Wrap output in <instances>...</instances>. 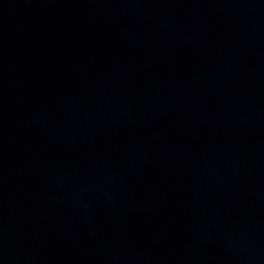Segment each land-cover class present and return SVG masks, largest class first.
Returning <instances> with one entry per match:
<instances>
[{
	"label": "water",
	"instance_id": "1",
	"mask_svg": "<svg viewBox=\"0 0 264 264\" xmlns=\"http://www.w3.org/2000/svg\"><path fill=\"white\" fill-rule=\"evenodd\" d=\"M0 264H264V0H0Z\"/></svg>",
	"mask_w": 264,
	"mask_h": 264
}]
</instances>
